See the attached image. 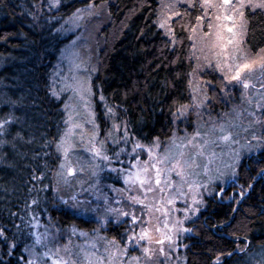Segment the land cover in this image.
I'll return each mask as SVG.
<instances>
[{
  "label": "trees",
  "instance_id": "obj_1",
  "mask_svg": "<svg viewBox=\"0 0 264 264\" xmlns=\"http://www.w3.org/2000/svg\"><path fill=\"white\" fill-rule=\"evenodd\" d=\"M99 1L107 19L92 41L89 86L101 132L122 121L138 143H164L206 120L201 114L211 119L227 108L226 82L214 64L192 77V26L204 16L198 0L195 7L177 6L181 15L170 19L171 34L156 21L159 0H0V264L36 262L29 256L39 247L36 221L58 228L54 238L61 242L76 238L73 227L87 237L99 229L121 245L131 231L132 220L102 223L70 207L76 176L66 178L59 167L68 92L59 89L58 64L76 36L81 47L89 40V7ZM77 9L84 13L79 26L72 23ZM243 12L240 43L256 52L264 47V12ZM181 105L188 108L183 115ZM235 166L224 181L227 188L218 185L190 221L182 240L184 264H264V146L243 154ZM43 243L54 246L55 240Z\"/></svg>",
  "mask_w": 264,
  "mask_h": 264
},
{
  "label": "rangeland",
  "instance_id": "obj_2",
  "mask_svg": "<svg viewBox=\"0 0 264 264\" xmlns=\"http://www.w3.org/2000/svg\"><path fill=\"white\" fill-rule=\"evenodd\" d=\"M231 2L234 6L239 0ZM213 3L219 5L221 0H213ZM179 4L190 5L188 0H159L157 23L176 12ZM165 5L169 7L165 8ZM247 7L264 12V8ZM89 9L91 25L86 38L89 40H84L81 47L75 43L76 36L64 48L58 64L59 89L68 92L64 132L59 141L67 152L60 150V172L66 178L76 176L77 185L68 201L70 207H78L76 212L93 215L102 223L112 219L116 222L130 221L133 215L137 220L130 225L131 231L122 245L106 240L99 229L89 232L92 235L87 237V232L75 227L70 234L76 238L69 240V235L61 242L55 239L59 236L58 228L51 224L44 228L36 221L34 238L37 241L40 237V242H36V248L39 246L37 251L29 256L36 261L34 264H53L58 259H63L64 264H72L73 261L75 264H184L181 254L183 236L190 231V221L204 208L205 197L214 195L219 187L224 189L225 179L234 173L235 165L243 154L264 146V89L261 88L264 69L254 67L253 71L244 73V79L252 81L248 89H244L242 82L224 78L234 75L239 64H259L264 60V47L252 52L241 45L246 21L244 16L239 18V12H233L232 7L223 11L219 7L210 8L207 15L203 8V19L196 21L195 30L191 32L192 77L195 78L210 64L219 65L218 71L226 82L224 88L227 91L236 88L235 92L226 91L229 94L226 109L218 110L211 119L207 113L201 114L200 118L206 120L193 124L189 132H176L168 139L169 142L154 139L138 143L122 121L111 122V126L101 132L95 120L89 86L95 60L92 41L99 26L106 23L107 13L103 1ZM83 14L78 12L73 16L75 26H79ZM228 16L232 19H227ZM170 19L162 28L165 34L169 33ZM229 28L232 32L228 31ZM237 48L239 53L235 52ZM258 102L260 106H257ZM229 109L236 111L234 116L233 113L230 115ZM225 136L229 138L222 139ZM93 146L101 150L100 156L90 151ZM82 154L88 163L81 161ZM104 156H108V160H104ZM153 164L157 167L153 168ZM69 168L73 169L71 173ZM142 168L148 169L146 173H140L146 178L143 187L135 179V174ZM157 169L160 170L159 184L156 183ZM80 172L85 175H80ZM129 175L132 179L126 182L125 177ZM129 197H138L144 203ZM168 200L172 203L169 204ZM144 230L148 235L141 238L140 233ZM168 236L171 240L166 239ZM45 240H55L54 246L46 245L43 243ZM145 247L149 248L150 254L143 251ZM130 248L138 249V255L130 252Z\"/></svg>",
  "mask_w": 264,
  "mask_h": 264
},
{
  "label": "snow or ice",
  "instance_id": "obj_3",
  "mask_svg": "<svg viewBox=\"0 0 264 264\" xmlns=\"http://www.w3.org/2000/svg\"><path fill=\"white\" fill-rule=\"evenodd\" d=\"M190 6L192 7H195L196 4H195V0H188ZM200 5L201 7L205 8V15L208 14L207 12V9H210V8H214V7H219L222 11L225 10L227 7H232V11L233 12H239V18H243L244 16V12H243V9L245 8L246 5L252 7V8H256V7H260V8H264V0H239L238 3H236L234 6L232 5V2L231 0H221V3L219 5L213 3V0H200ZM165 8L169 7V5H165L164 6ZM77 12H79L80 10L77 9L76 10ZM180 13L178 12H172L170 14L169 17H166L164 20H161L160 23H159V27L161 28H164L166 27V25L168 24V20L172 17V16H175L177 18L180 17ZM227 19L231 20L232 17L231 16H228L226 17ZM198 21H201L203 19V17H200L198 16L196 18ZM217 19L219 20L220 17L217 16ZM212 25L209 24V28H211ZM193 30H195V25L192 26ZM229 32H232V28H229L228 29ZM168 32L171 34V28L169 27L168 28ZM207 35V34H206ZM226 54V53H225ZM217 67H219V65H217ZM254 67H259L261 69H264V60L260 61L259 64H256L254 65L253 63H249V62H245V63H242V64H239L236 68H235V74L232 75V76H225L224 78L226 80H232V81H235L237 83H240L242 82L243 83V87L244 89H248L250 85H252V81L249 80V79H244V73L245 72H251L254 70ZM261 88L264 89V85H261ZM264 98V97H262ZM257 106H260L259 102H258V105ZM188 108H187V105H181L178 109V111L180 112L181 115L184 114L185 111H187ZM109 111H111V109H109ZM4 121H0V124H3ZM229 137L228 136H225V137H222V139H228ZM139 145H137L138 147ZM57 149L58 150H61L62 149V145L58 142L57 143ZM63 151L67 152V149L66 148H63L62 149ZM90 151L94 152L96 154V156H100L101 155V150L98 149L97 147L93 146ZM239 158V157H237ZM104 160H108V156H104L103 157ZM139 159V157L137 158ZM63 166V165H62ZM153 168H156L157 166L155 164L152 165ZM73 171L72 168H69L68 169V172L71 173ZM148 171L147 168H142V169H139L138 172L135 174V179L138 180L140 182V185L141 187L144 186V183L146 181V178L144 176H142L140 173H146ZM132 179V176L129 175V176H126L125 177V180L126 182L128 180ZM156 183L159 184L160 183V170L157 169V172H156ZM145 191H151V189H145ZM129 199L131 200H134L138 203H144L143 200L139 199L138 197H129ZM168 203L171 204L172 203V200H168ZM137 220V217L135 215L132 216V221L135 222ZM3 233H0V235H2ZM148 235V232L147 230H144L140 233V237L141 238H144ZM130 239H132V237H130ZM166 239H169L171 240V236H168L166 237ZM37 243L40 242V237L37 238ZM157 243H161V241H157ZM143 251L145 253H148L150 254V250L149 248L145 247L143 249ZM241 251H243V249H241ZM161 252H163V249L161 248ZM44 255H48V253H44ZM230 255V253H229ZM219 258V257H217ZM133 259H136V258H133ZM53 264H64V261L63 259H58V260H55L53 262ZM72 264H75V262L73 261Z\"/></svg>",
  "mask_w": 264,
  "mask_h": 264
},
{
  "label": "water",
  "instance_id": "obj_4",
  "mask_svg": "<svg viewBox=\"0 0 264 264\" xmlns=\"http://www.w3.org/2000/svg\"><path fill=\"white\" fill-rule=\"evenodd\" d=\"M225 188H227V186H225Z\"/></svg>",
  "mask_w": 264,
  "mask_h": 264
}]
</instances>
